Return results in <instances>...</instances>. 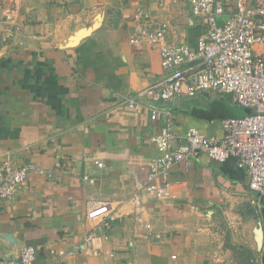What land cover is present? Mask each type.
<instances>
[{
    "label": "crops",
    "instance_id": "0c3cea01",
    "mask_svg": "<svg viewBox=\"0 0 264 264\" xmlns=\"http://www.w3.org/2000/svg\"><path fill=\"white\" fill-rule=\"evenodd\" d=\"M4 4L0 168L32 165L47 174H30L12 201L0 198V264L25 246L36 250V264H264V196L249 189L233 158L218 163L198 153L188 168L171 170L167 201L140 193L142 209L128 202L156 156L149 140L163 122L150 120L152 108L171 116L175 146L189 128L220 138L222 120L251 112L227 95L197 92L166 103L140 95L166 72L158 49L130 43L134 28L166 24L168 43L194 50L200 20L187 3L21 0L18 27L3 21ZM139 10L147 18H137ZM90 235L102 238L96 255Z\"/></svg>",
    "mask_w": 264,
    "mask_h": 264
},
{
    "label": "built area",
    "instance_id": "2783aa9c",
    "mask_svg": "<svg viewBox=\"0 0 264 264\" xmlns=\"http://www.w3.org/2000/svg\"><path fill=\"white\" fill-rule=\"evenodd\" d=\"M182 1L187 3L192 16L200 20L201 33L194 50L184 44L168 43L166 24L155 31L134 28L130 43L158 49L161 67L166 72L162 83L144 89L140 95L162 103L176 97L192 98L197 92L227 95L236 106L251 112L244 117L222 120L220 138L207 137L189 128L180 137L184 144L175 146L179 137L172 134L171 116L163 109L152 108L150 120L162 121L163 126L158 134L150 137L156 156L149 160L144 181L128 201L133 202L136 209L143 208L140 193L152 200L167 201L171 170L179 164L188 168L198 153L218 163L235 159L247 175L249 189L264 196V0ZM20 12L21 0H5L2 9L5 23L18 27ZM143 13L137 11L136 17L147 18ZM134 105L131 100L129 108ZM95 164L103 167L99 161ZM32 173L47 174L32 165L12 167L4 162L0 168V198L12 201ZM84 181L93 183L95 179L85 176ZM130 214L126 211L124 216ZM135 217L140 222L138 215ZM116 219L115 213L105 217L101 227L109 230ZM143 228L147 235H153L150 224H144ZM102 238L109 237L105 234ZM102 238L93 235L87 238L91 254L100 252L98 242ZM5 264H36V250L25 246L16 259H9Z\"/></svg>",
    "mask_w": 264,
    "mask_h": 264
},
{
    "label": "water",
    "instance_id": "95a60500",
    "mask_svg": "<svg viewBox=\"0 0 264 264\" xmlns=\"http://www.w3.org/2000/svg\"><path fill=\"white\" fill-rule=\"evenodd\" d=\"M255 241H256L258 248H260V246H261V230H260V228H257L255 230Z\"/></svg>",
    "mask_w": 264,
    "mask_h": 264
},
{
    "label": "rangeland",
    "instance_id": "374dc122",
    "mask_svg": "<svg viewBox=\"0 0 264 264\" xmlns=\"http://www.w3.org/2000/svg\"><path fill=\"white\" fill-rule=\"evenodd\" d=\"M4 21V20H3Z\"/></svg>",
    "mask_w": 264,
    "mask_h": 264
}]
</instances>
